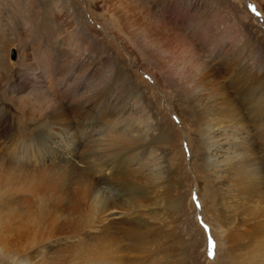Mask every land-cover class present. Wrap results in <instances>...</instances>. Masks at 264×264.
<instances>
[{"label": "rangeland", "instance_id": "374dc122", "mask_svg": "<svg viewBox=\"0 0 264 264\" xmlns=\"http://www.w3.org/2000/svg\"><path fill=\"white\" fill-rule=\"evenodd\" d=\"M59 5L64 6L62 11L58 9ZM73 10L77 14L75 18L72 17ZM84 22L98 31L100 37L84 29L81 25ZM250 38L256 46L264 39V0H0V118L5 112L7 116L0 120V264H35L42 259L41 253L36 254L37 257L26 254L27 239L34 236L38 226L43 232L47 230L50 225L45 221L50 214L66 215L74 205V201H69V196L75 192L71 183L65 184L60 192L46 190L38 183L39 191L32 192L33 184L43 180L38 173L35 174L36 168L40 169L35 162L52 159L57 163L61 158L57 147H48L45 140L35 142L31 137L39 129L51 136L54 131H62L58 124L69 121L72 124L75 120L87 122L81 126L74 124L76 131L89 127L93 131L99 127L106 128L105 122L109 119L105 111L110 107H115L116 111L124 108L123 120L121 125L117 124L120 120L117 117L115 121H108L115 127L118 125L117 129L105 132L103 128L100 137L109 135L110 141L104 142L106 148L101 144L98 149L105 148L115 153L119 147L118 139H128L132 147H137L133 165L137 166L138 172H143L144 178L142 180L140 174L130 173L126 176V183H137L139 194L135 192L131 196L118 186L117 180L104 183L102 175L91 172L87 173L91 194L83 200L85 203L80 200L76 206L89 205L94 197L93 202L106 199L102 206H107V210L115 209L116 204L122 202L127 205L129 197L130 202L135 201L132 197H139V203L133 202L153 203L152 194L150 198L148 195L152 188L153 191L154 187L158 188L156 184L160 180L159 183L167 185L160 184V189L169 191L167 194L162 190L166 197L164 200L171 202L175 214L172 226L164 229L152 224L150 211H145L142 218L139 215H131L132 221L128 218L136 230L125 225L123 229L121 223H116L115 227L112 225L114 228L111 226L108 236L116 239V244H107L100 258L118 264H240L239 257L248 255L250 250L255 252L258 241L251 239L252 230L241 224L252 215L244 206L235 213L219 208L216 201L219 196L214 193L216 177L207 169L206 159L211 153H207L201 136L202 124L208 122L214 126L220 121L219 125L225 126L224 130H229L234 124L244 127L245 130L236 133L241 141L245 137L244 146H249V152L244 155H249V158L244 159V164L253 165L256 174L253 172L252 175L256 180L260 179L261 169L264 171V48L260 49V55L252 51ZM58 44L76 48L75 55L80 56L78 62L64 65L67 60H62L64 58L56 50ZM141 45L150 49L151 57L140 51L138 47ZM87 47L89 50L86 52L84 48ZM36 67L40 76L52 70L56 80L48 82L41 79L36 83L38 88L34 89L36 79L22 77L26 76V69ZM120 71L130 75L127 74L131 89L129 97L116 90ZM156 79L165 84L176 79L178 85L170 83L171 86L164 88ZM109 84L110 93L104 97L102 89ZM135 99L137 105L133 106ZM206 101L210 106L199 108L196 115L194 106ZM125 105L131 107L126 108ZM61 109L66 112L59 117L58 124H50V114H57ZM201 113L212 116L207 118V121L210 119L207 122ZM128 117L138 121H133L132 126L124 123L122 127ZM144 120L149 124L143 123ZM123 129L126 130L123 132ZM88 132L83 135L91 138L92 131ZM249 133L254 137H247ZM213 136L214 132L210 134ZM25 141L35 147L43 144L45 153L39 156L32 146L25 149ZM91 145L88 149L95 148ZM234 147H230V153L219 148L213 153L223 158L225 154L231 155L238 150ZM233 170L222 174H227L225 176L230 179L226 180L238 194L247 186V181L253 180V176L245 167L235 166ZM144 173L151 175L147 178ZM111 175L117 177L119 170H113ZM48 179L53 184L55 177ZM259 181L254 182L256 189L252 187L251 191L261 187L260 191L264 190V182ZM169 183L172 184L169 186ZM148 184L152 186L148 187ZM120 197L125 198L121 201ZM246 198L255 203L256 199L251 195L245 194L244 202ZM262 202L257 201L258 205H263L258 207L264 209ZM145 221L149 222L145 224ZM140 224L145 225V229ZM153 225L156 226L153 228ZM62 226H66L64 222L57 225ZM227 226L233 227L235 237L238 235L234 240L224 237ZM141 234L144 237L141 238ZM261 235L264 238V233ZM148 236L154 243L149 239L147 247L141 243H145L143 241ZM133 239L135 242L139 239V242L133 243ZM132 243L141 246L133 248ZM69 245V253H63L68 261L62 264H74L78 254L88 253L89 249L84 248L83 243L73 241ZM118 245L122 250L117 252L115 248L118 250ZM55 253L46 251L44 256L55 259ZM263 255L259 254L258 264H264Z\"/></svg>", "mask_w": 264, "mask_h": 264}, {"label": "bare ground", "instance_id": "6f19581e", "mask_svg": "<svg viewBox=\"0 0 264 264\" xmlns=\"http://www.w3.org/2000/svg\"><path fill=\"white\" fill-rule=\"evenodd\" d=\"M64 6L63 5H59L58 6V9H60L61 11L63 10ZM57 9V10H58ZM70 13V12H69ZM72 13V17H76V12L73 10L71 11ZM80 14V13H78ZM84 29H87L90 31V33L96 37L99 36V32L98 31H94L93 28H91L90 25H87L85 24V22L83 24H81ZM100 37V36H99ZM250 42H251V50L252 51H256V53L258 52V54L260 55V49H263L264 48V39H262L261 43L259 46H256L255 42L253 41V39L250 38ZM256 41V40H255ZM259 43V42H258ZM69 45V44H68ZM68 45H61V44H58L57 46V49L59 53H61V57L64 58L62 60H67L66 63H64V65H70L71 63L73 62H78V60L80 59V56L79 55H75V50L76 48H72L71 46H68ZM82 45V43H81ZM65 46V47H64ZM138 46V45H137ZM247 46V45H246ZM249 46V45H248ZM78 47V46H77ZM82 47V46H80ZM79 47V48H80ZM136 48V47H135ZM140 49V51L142 52H145L147 53L148 55L151 53L150 49L145 46V45H141L138 47ZM86 50V52L89 50L88 47L87 48H84ZM78 51V49H77ZM260 52V53H259ZM26 53V52H25ZM58 53L55 52V55H57ZM264 54V53H263ZM25 55V54H24ZM64 55V56H63ZM18 56V55H17ZM152 55L150 54V57ZM19 57V56H18ZM25 57V56H24ZM59 57V55H58ZM57 57V58H58ZM72 58L71 61H68L69 59L68 58ZM148 57V56H147ZM59 59V58H58ZM30 60V59H29ZM26 63V62H24ZM22 65V64H21ZM26 66V65H25ZM63 66V65H62ZM28 68V67H27ZM39 69V68H38ZM128 72V71H127ZM24 73V71H23ZM120 75L119 76V82H118V85L116 86V90L118 91H121L122 93H124V95H127V97H129V93H131V89L129 87V76L124 72V71H120L119 72ZM26 76H23L22 78L26 77L27 79L30 78L29 76L35 78L36 80L34 81V84H35V88L33 87L32 85V88L34 89H37L38 88V85H36L37 82H39L41 79H45L47 80L48 82L49 81H53V80H56V78L54 77L53 75V71L52 70H47L44 72V75L40 76L38 75V70H37V67L36 68H30V69H26L25 70V73H24ZM127 75V76H126ZM116 77V76H115ZM21 77L18 78V80H20ZM31 79V78H30ZM161 79H156V81L158 82V84H160L162 87H168V85L170 83H176L178 85V82L176 81V79H172L173 81H169L168 83H164V82H161L160 81ZM23 81L25 82V80L23 79ZM41 84H39L40 86ZM174 85V84H173ZM171 86V84H170ZM169 86V87H170ZM182 88H184V86H181ZM110 84L105 88L102 89V94H104L103 96L105 97V95H108V93H110ZM113 89V88H112ZM168 89V88H167ZM36 91V90H34ZM34 91L32 93H34ZM115 91V90H114ZM113 92V91H112ZM172 92V91H171ZM30 93V92H29ZM166 93V92H165ZM123 95V94H122ZM135 97V96H134ZM156 99V98H155ZM130 100V99H129ZM134 101V100H132ZM84 103V102H83ZM118 103V102H117ZM134 105L133 106H136L137 103H136V99L135 101L133 102ZM198 103V102H197ZM79 104V102H78ZM102 104V103H101ZM125 104V103H124ZM123 104V105H124ZM261 104V103H260ZM260 104H258V108H260ZM81 105V104H80ZM122 105V104H121ZM126 108H129L131 107L130 105H125ZM210 106V103L209 102H205V103H198L196 104L195 107V112H196V115L198 114V112L200 110H198L199 108L201 107H208ZM231 106V105H230ZM262 106V105H261ZM64 107V106H63ZM139 107V106H137ZM4 109V108H3ZM119 108H117V111H116V108L115 107H110L108 110L105 111V114L106 116L108 117L109 120H113L115 121L116 117L119 118L120 120H117V124L118 125H121L123 119H121V116H124L122 115L124 112L123 110H125L124 108L120 110H118ZM263 109V107H262ZM1 110V109H0ZM53 111V110H52ZM58 111V110H57ZM64 112H66V110H63L61 109V112L59 113H52L50 114L49 116V122L50 124H56L57 123V120L59 119V117H61L62 115H64ZM146 112V111H145ZM87 113H90L89 111ZM103 114V115H105ZM7 118L6 116V112L5 114L3 113V116H1L0 120L4 117ZM145 115V114H144ZM200 116H203V118L206 117V121H207V118L209 116H212V115H209L208 117L207 116H204L202 113L200 114ZM115 117V118H113ZM146 117V116H145ZM129 118V117H128ZM141 118V117H140ZM150 118V117H148ZM147 118V119H148ZM145 119V118H144ZM217 119V118H215ZM4 120V118H3ZM108 120V121H109ZM124 120H127L126 122L123 121V124H122V127L124 125V123L126 125H129V126H132V124L135 123V121L137 122L138 120L136 119L134 121L131 120L130 118L129 119H124ZM203 120V119H202ZM205 120V119H204ZM210 119H208L209 121ZM213 120V119H212ZM105 122V124L107 125V127L105 128V126L103 127L104 128V131L107 132L109 131L110 132V129L112 128H116L117 129V126H113L114 124H110L109 122ZM134 121V123H133ZM141 121V119H140ZM139 121V122H140ZM145 121V120H144ZM207 121V122H208ZM215 121V120H214ZM7 122V121H6ZM56 122V123H55ZM213 122V121H212ZM72 123V122H71ZM145 124H149L147 123L146 121L143 122ZM204 123V122H203ZM206 123V122H205ZM221 122L220 121H217L215 122L214 126L212 124H210L209 122L206 123V124H202V127H201V136L203 138V145L205 146V149L207 150V153H211L207 159H206V162H207V169L210 170L213 174L214 177H216V179L214 180L215 181V190H214V193H216V195L218 194V200H216L219 204V208L221 211H226L228 213L230 212H236L237 210L239 211L240 208H243L245 207V209L247 210L246 212L250 215H252L248 220H246L245 218H243L244 216H242L243 220L245 222H241L242 225H246L247 227H249L248 229L249 230H252V233H251V239L255 240V241H258L256 242L258 248H254L255 249V252L253 250H250L248 251V255L246 256H243V257H239V262L240 264H258V258L260 257L259 254L263 255L264 254V238H262L261 234L264 233V209H261L260 207H258L261 203H257V201H263L264 202V190L263 191H260L261 190V186L263 185H258L261 187L260 190L259 188H257V191H254V190H250L252 189V187L255 185L256 186V182L259 181V182H264V171H262L261 169V174H260V179L259 180H256L255 176L252 175V173L255 171L254 168H253V165H250L248 164V166H246L244 163L246 162V160L244 159H247L249 158V155H246L244 156L246 153H248L249 151V146L245 145V137L243 138V141H241L238 137H236V133L238 131H243L245 130L244 127H238L237 124H234V126H232V128H229V130H224L225 126H222V125H219ZM48 124V122H47ZM58 124V123H57ZM81 126V125H87V122H82L80 120H75L73 121L72 124H70V121L69 123H65V124H58V128H60V130L62 131H54V133H52L51 136H49L48 134L45 133L44 130H38V132H36L34 134V136H32L31 138L33 140L36 141H43L45 140V145H47L48 147H54L55 148L57 147V151H58V155L60 156L61 160L58 161L57 163L55 161H53L52 159H50L49 161H44L45 159H42V160H39L37 162H35L36 164H39V168H36V173L39 174V177L40 178H43V180H40V182H36L35 184H33V187H32V192L35 191V192H38L39 191V188H38V183L41 185V186H45L46 190H51V189H54L55 192H60L63 190L64 188V185L67 184V183H71L72 185H74L75 187V192H73L71 194V196H69V201L72 202L74 205H72V203H70L72 205V208L70 209L69 213L66 214V215H63V216H57L55 213H52L50 214L48 217H47V220L45 221V223H47L48 226L47 227V230H45L44 232L40 229V226H38V229L36 230L34 236L32 237H29L27 239V242H26V245L28 246V249L26 254L28 253L30 255V257H33L35 256L36 254H40L41 253V258L39 261H35L36 263L35 264H62L63 262H66L68 261L66 258H64V254L63 253H69V250H70V245L71 243H73V241H77L79 242V244H82L83 243V246L84 248H88L89 250L88 253H83L82 255L78 254V257L77 259L75 260L76 263L74 264H118V262L114 263V262H110V261H106V260H102L100 257H101V254H103L104 250L106 251V246L108 245H112V244H116V239H113V238H109V234H110V231L109 229L111 228V226L115 225L116 223H121L123 224V229H124V225L125 227L129 226L131 228L133 223L131 222L133 219L132 216H137L139 215L140 217L142 215H144L143 213L146 211H150V216L151 218H153V223L152 224H156L158 225L160 228H163L165 226H168V225H171L172 223V220H173V216H174V212H173V205L171 204V202L167 201V200H164L165 197V194L164 197L162 195V190L160 189V184L162 185H166V183H159L158 181V184H156L155 182L153 183V186H155L154 184L158 185V188L153 191L152 189H148L150 190V193H149V198H150V194H152V197L153 199H155V201L153 203H146L148 201H146L144 204H138L140 201H139V197H132V200L135 199V201H137L138 203H134L133 201H129L130 197L128 198V202L127 205H123V202L122 204H116L117 206L115 207V209H109L110 210H107V206L106 207H103L102 204L104 201H106V199L103 201L102 200H98L96 202H93L92 200L96 197H94L91 201L93 203H91L90 201V204L89 205H83L81 208L79 206H76L77 202H81L83 200H85L87 197H89V191H90V188H89V181L88 178H87V173H95L96 175H102L103 177V180L105 181L104 183H108L109 180L113 179L114 181H118L120 188H123L124 190H126L127 194H130L132 196V194L134 195L135 192H138L139 194V188H138V185L137 183H132L130 184L129 182L126 183L127 181V178L126 176L127 175H131L136 173V174H140L141 175V178L143 180V172H141V170H139L138 172V168H136L137 166L136 165H133L134 164V158H135V150L137 149V147L133 146L132 147V143L130 141H128V139H123L122 141L119 140L118 142V145L119 147L117 148V150H115V153H112V151H110L108 149H105L106 148V144H104V142L107 141V143L110 141L109 139V135L107 136H104V137H100L101 133L104 132L103 131V128H96L93 130L89 128H87V130H80V131H76V126ZM104 124V123H103ZM137 124V123H136ZM135 124V126H136ZM142 126V122H141V125H139V127ZM144 126V125H143ZM230 126V125H229ZM150 127V126H149ZM121 128V127H120ZM130 128V127H129ZM146 128V127H145ZM151 128V127H150ZM44 129V128H43ZM81 129V128H80ZM137 129H138V125H137ZM46 130V129H45ZM48 130V129H47ZM88 130L91 132L92 131V136L91 138L89 136H86V135H83V133L85 132H88ZM126 129H123L122 131L124 132ZM66 131V132H65ZM146 131V130H144ZM157 131V130H156ZM249 131V130H247ZM252 131V130H251ZM47 132V131H46ZM53 132V131H52ZM88 132V133H90ZM141 133L143 132L140 131ZM151 132V131H150ZM154 132V131H153ZM212 132H214V136L213 137H210V134H212ZM217 134H216V133ZM264 132V130H263ZM128 133V132H127ZM254 133V132H253ZM82 134V135H81ZM124 134V133H123ZM145 134V132H144ZM148 134H150L148 132ZM255 134V133H254ZM147 135V133H146ZM149 136V135H147ZM251 136V133H249V135L247 137H250ZM263 136H264V133H263ZM108 137V138H107ZM119 137V136H118ZM146 137V136H145ZM144 137V139H145ZM151 137V135H150ZM222 137V138H220ZM254 137V136H252ZM250 137V138H252ZM107 138V139H106ZM149 138V137H148ZM147 138V139H148ZM116 139V138H115ZM155 139V138H154ZM88 141L86 143H84L85 141ZM143 140V139H142ZM156 140V139H155ZM151 142V139L149 140ZM26 142V141H25ZM154 143H156L155 141H153ZM153 142L151 143V145L153 144ZM90 143L92 144L91 146H95L94 149H88L90 147ZM116 143V142H115ZM136 143V142H135ZM149 142L147 141L146 144H148ZM24 144V143H23ZM101 144H104L105 148L103 149H98V146H102ZM111 144V143H110ZM157 144V143H156ZM86 145H88L87 147H85ZM142 145V144H141ZM28 146H32L34 151L39 154V156L44 152L45 153V149L46 147H44L43 144L40 143V145L38 146H33L32 144H29L26 142V146H24L25 149H28L27 147ZM146 146V145H145ZM226 146H228V148H225ZM231 146H235L234 148H238V150L240 148H243L241 150H238L236 152H234V154H231L233 156H231L230 154H225V156L222 158V157H216V154L213 153L217 148L223 150V151H226L227 153H230L231 152V149L230 147ZM81 147H85L86 149H83L81 150L80 148ZM193 147V146H192ZM101 148V147H99ZM149 148V147H148ZM194 149V147H193ZM103 150V151H102ZM27 151V150H25ZM114 151V150H113ZM140 155H143L140 154ZM149 155V154H148ZM152 155V154H151ZM229 155V156H228ZM80 156V157H79ZM94 156V157H93ZM220 156V155H219ZM140 157V156H139ZM143 157V156H142ZM152 157V156H151ZM155 157V156H154ZM144 158V157H143ZM156 158V157H155ZM86 159V160H85ZM152 159V158H151ZM250 160V159H249ZM60 162V163H59ZM150 162V161H149ZM158 162V161H157ZM54 164H58V165H54ZM156 165V164H155ZM35 166V165H34ZM143 166V165H142ZM158 166V165H157ZM237 166V167H245L247 169V171H249V174L251 173V176H253V180L250 182V181H247V186L245 188H242L240 189L239 193L236 194V190H234V186L231 185V183L229 181H227L226 179L229 171L234 169V167ZM159 167V166H158ZM152 169V167H149ZM38 169V170H37ZM55 170V171H54ZM113 170H119V175H117V177H113L111 175V172ZM146 170V169H145ZM54 171V172H53ZM148 171V174H149V169L147 170ZM152 171V170H151ZM234 171V170H233ZM84 172L85 175H82ZM157 172V171H156ZM217 172H220L221 175H217L218 173ZM222 173H227V174H222ZM239 173V172H238ZM145 174V173H144ZM153 174V173H152ZM158 174V173H157ZM253 174H256L255 172ZM146 176H148L147 178H149V176L151 175H147V173L145 174ZM57 176V177H56ZM116 176V175H115ZM134 176V175H133ZM137 176V175H136ZM145 176V177H146ZM154 176V175H153ZM159 176V175H158ZM52 177H55L54 179V182L52 184V182L48 179V178H52ZM132 177V176H131ZM130 177V178H131ZM138 177V176H137ZM233 177V176H232ZM115 178V179H114ZM135 178V176H134ZM132 179V178H131ZM146 179V178H145ZM230 179V178H229ZM233 179V178H231ZM112 180V181H113ZM151 180V179H150ZM102 181V179H101ZM111 181V182H112ZM131 181V180H130ZM133 181V179H132ZM137 181V180H136ZM149 181V180H148ZM162 181V180H161ZM256 181V182H255ZM109 182V183H111ZM145 182V180H144ZM255 182V183H254ZM115 184V182H113ZM117 183V184H118ZM145 183H150V182H145ZM145 183H141L144 187V184ZM94 184V183H93ZM115 184V185H117ZM172 184V183H171ZM169 183V186L171 185ZM264 184V183H263ZM108 185V184H107ZM147 185V184H146ZM150 186L148 187H151L152 185L151 184H148ZM108 186H112L111 184L108 185ZM107 186V187H108ZM114 186V185H113ZM167 186V185H166ZM165 186V188H166ZM244 186V185H243ZM56 187V188H54ZM142 187V186H141ZM142 187V189H143ZM147 187V186H146ZM147 187V188H148ZM164 187V186H163ZM255 188V187H253ZM264 188V187H263ZM118 189V188H117ZM141 189V190H142ZM146 189V188H145ZM169 189V188H168ZM256 189V188H255ZM92 190V189H91ZM140 190V191H141ZM171 190V188L169 189ZM259 190V191H258ZM116 191V190H115ZM114 191V192H115ZM123 191V190H121ZM151 191H153L151 193ZM165 191V189L163 190ZM167 191V189H166ZM165 191V192H166ZM249 191V193L251 194H248L247 192ZM251 191V192H250ZM254 191V193H253ZM31 192V190H30ZM144 192V191H143ZM169 191H167V194H168ZM93 193V192H92ZM101 193V192H100ZM103 193V191H102ZM119 193V191H118ZM145 193V192H144ZM120 194V193H119ZM122 194H125L124 192H122ZM126 194V196H127ZM137 194V195H138ZM147 193H145L146 195ZM251 195V197H253L255 201V203H252L249 199L246 198L245 202H244V195ZM104 195V194H103ZM121 195V194H120ZM141 195V194H140ZM92 196V195H91ZM125 196V197H126ZM136 196V194H135ZM144 197V195H141ZM169 196V195H168ZM167 196V197H168ZM115 197V196H114ZM122 197V196H121ZM121 201L123 200V198H121ZM147 197V195L145 196ZM147 198V199H149ZM216 198V197H215ZM260 199V200H257V199ZM78 199V200H77ZM109 199V198H107ZM142 199V198H141ZM147 199H142V200H147ZM152 199V198H151ZM152 199V200H153ZM217 199V198H216ZM81 200V201H80ZM88 201V199H87ZM95 201V200H94ZM120 201V202H121ZM127 201V200H126ZM151 201V200H150ZM253 201V202H254ZM84 202V201H83ZM83 202L81 204H83ZM111 202V201H110ZM108 202V203H110ZM118 202V201H117ZM119 202V203H120ZM125 202V200H124ZM133 202V203H132ZM152 202V201H151ZM262 202V203H263ZM85 203V202H84ZM116 203V202H115ZM252 203V204H251ZM80 204V205H81ZM87 204V203H86ZM111 204V203H110ZM109 204V205H110ZM114 204V203H113ZM106 205V203H105ZM262 205V204H261ZM111 206V205H110ZM244 206V207H243ZM263 206V205H262ZM106 208L105 210L102 209V208ZM218 207V206H217ZM69 208V206L67 207ZM175 210V209H174ZM242 212V211H241ZM240 212V213H241ZM245 212V211H244ZM64 214V213H63ZM141 214V215H140ZM224 214V213H222ZM132 215V216H131ZM242 215V214H241ZM131 216V218H130ZM146 216V215H145ZM144 216V217H145ZM232 216V214H231ZM249 216V215H248ZM233 217V216H232ZM128 218L131 219V221L128 220ZM138 218V217H137ZM142 218V217H141ZM149 218V217H148ZM147 218V220H148ZM230 218V217H229ZM140 219V218H139ZM144 219V218H143ZM146 219V218H145ZM231 219V218H230ZM235 218H233L234 220ZM146 220V221H147ZM139 221V220H138ZM144 221V220H143ZM145 221V224H147ZM151 221V220H150ZM227 221V220H226ZM61 222H64L65 223V227H57V225H59ZM174 222V221H173ZM135 223V222H134ZM228 223V222H227ZM230 223V221H229ZM232 223V222H231ZM230 223V224H231ZM235 223V221H234ZM238 223V221H237ZM229 224V225H230ZM117 225V224H116ZM115 225V226H116ZM136 225V224H135ZM141 225V224H140ZM149 225V224H148ZM156 225H153V228L156 226ZM112 226V227H113ZM114 226V227H115ZM139 226V225H137ZM172 226V225H171ZM232 226V225H231ZM113 227V228H114ZM128 227V228H129ZM136 227V226H135ZM141 227H143V224L141 225ZM145 227V225H144ZM143 227V228H144ZM152 227V226H150ZM230 226H227V228L225 229V236L226 238L229 239L230 241V238L233 239L235 236H234V233L235 231L232 230V228ZM139 228V227H138ZM153 228H151L153 230ZM159 228V229H160ZM171 228V227H170ZM244 228V227H243ZM65 231H64V230ZM130 229V228H129ZM134 230H136L135 228H133ZM141 228H139L140 230ZM145 229V228H144ZM143 229V231H144ZM147 229H150L148 228L147 226ZM146 229V230H147ZM158 229V228H157ZM164 229V228H163ZM246 229V230H248ZM126 230V229H125ZM138 230V231H139ZM145 230V231H146ZM62 231V232H61ZM123 231V230H122ZM129 230H127L128 232ZM167 231V230H166ZM42 235H41V233ZM131 232V231H130ZM133 232V230H132ZM131 232V233H132ZM152 232V231H151ZM149 233V232H148ZM154 233V232H153ZM238 233V232H237ZM127 234V233H126ZM145 234V233H144ZM144 234H141V238L144 237L142 235ZM112 235V234H111ZM138 235H140L138 233ZM147 235V234H145ZM169 235V234H168ZM113 236V235H112ZM130 236V235H129ZM238 236V235H237ZM236 236V237H237ZM116 237V236H115ZM118 237V236H117ZM133 238H137V237H134L132 236ZM149 237V236H148ZM148 237H145L144 241L145 243H141V244H146V246L148 245V242H149V239H151L152 241V238L151 236L148 238ZM235 237V238H236ZM244 238H248V236H243ZM250 237V235H249ZM157 238V237H156ZM234 238V239H235ZM119 239V238H118ZM135 239H133L132 241H134L133 243H136V242H139L138 240L140 239H137L136 242H135ZM142 239V240H143ZM233 239V240H234ZM239 239V238H237ZM236 239V240H237ZM82 241V242H81ZM119 240H117L118 242ZM141 241V240H140ZM158 241V240H157ZM252 241V240H251ZM122 242V241H121ZM156 242V240H155ZM132 243V244H133ZM139 243V244H140ZM150 243V242H149ZM151 243H154L153 241ZM157 243V242H156ZM232 243V242H231ZM25 244V243H24ZM23 244V245H24ZM108 244V245H107ZM119 244V242H118ZM254 244V243H253ZM252 244V245H253ZM22 245V246H23ZM134 245V246H133ZM133 248H135V246L138 245L137 244H133ZM251 245V244H250ZM21 246V247H22ZM25 246V245H24ZM26 246V247H27ZM73 246V245H72ZM119 246L121 247V245H118V250L115 248V250L118 252L119 250H122L121 248L119 249ZM124 246V245H122ZM139 247L141 245H138ZM152 246V245H151ZM249 245H247L248 247ZM148 247V246H147ZM251 247V246H250ZM255 247V245H254ZM24 248V247H22ZM69 248V249H67ZM138 248V247H137ZM80 249V248H79ZM150 249V248H149ZM248 249V248H247ZM250 249V248H249ZM248 249V250H249ZM253 249V248H252ZM22 250V249H21ZM125 249H123L124 251ZM145 250V249H144ZM48 252V251H55L56 255H55V259L54 258H47L44 256L45 252ZM76 251V250H75ZM114 251V250H113ZM116 251H114L116 253ZM252 251V252H251ZM71 252V251H70ZM112 252V251H111ZM110 252V253H111ZM122 252V251H120ZM119 252V253H120ZM250 252V253H249ZM113 253V252H112ZM111 253V254H112ZM240 253V252H239ZM238 253V254H239ZM107 254H108V251H107ZM244 254V253H243ZM64 255V256H63ZM38 255H36L37 257ZM44 256V257H43ZM103 256V255H102ZM67 257V256H66ZM264 257V255H263ZM103 258V257H102ZM109 258V257H108ZM35 259V258H34ZM33 259V260H34ZM105 259V258H104ZM110 259V258H109ZM112 260V259H111ZM114 260V259H113ZM71 261V260H70ZM69 263V262H68ZM264 263V262H263ZM72 264V263H70ZM260 264V263H259Z\"/></svg>", "mask_w": 264, "mask_h": 264}, {"label": "water", "instance_id": "95a60500", "mask_svg": "<svg viewBox=\"0 0 264 264\" xmlns=\"http://www.w3.org/2000/svg\"><path fill=\"white\" fill-rule=\"evenodd\" d=\"M11 54H12L11 56L13 57V56H14V51H12V53H11Z\"/></svg>", "mask_w": 264, "mask_h": 264}]
</instances>
